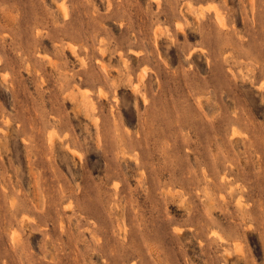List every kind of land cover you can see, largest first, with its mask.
Here are the masks:
<instances>
[{
  "label": "rangeland",
  "instance_id": "374dc122",
  "mask_svg": "<svg viewBox=\"0 0 264 264\" xmlns=\"http://www.w3.org/2000/svg\"><path fill=\"white\" fill-rule=\"evenodd\" d=\"M0 264H264V0H0Z\"/></svg>",
  "mask_w": 264,
  "mask_h": 264
},
{
  "label": "bare ground",
  "instance_id": "6f19581e",
  "mask_svg": "<svg viewBox=\"0 0 264 264\" xmlns=\"http://www.w3.org/2000/svg\"><path fill=\"white\" fill-rule=\"evenodd\" d=\"M219 19V18H218Z\"/></svg>",
  "mask_w": 264,
  "mask_h": 264
}]
</instances>
